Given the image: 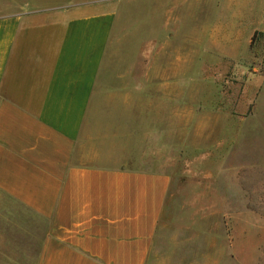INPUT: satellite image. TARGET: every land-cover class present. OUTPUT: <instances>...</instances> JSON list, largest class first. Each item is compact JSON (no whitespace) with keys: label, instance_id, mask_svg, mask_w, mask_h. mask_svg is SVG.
I'll use <instances>...</instances> for the list:
<instances>
[{"label":"crops","instance_id":"crops-1","mask_svg":"<svg viewBox=\"0 0 264 264\" xmlns=\"http://www.w3.org/2000/svg\"><path fill=\"white\" fill-rule=\"evenodd\" d=\"M119 4L0 0V264L181 255L159 249L172 176L157 115H173L171 79L142 93L101 75Z\"/></svg>","mask_w":264,"mask_h":264},{"label":"rangeland","instance_id":"rangeland-1","mask_svg":"<svg viewBox=\"0 0 264 264\" xmlns=\"http://www.w3.org/2000/svg\"><path fill=\"white\" fill-rule=\"evenodd\" d=\"M118 8L105 86L153 92L151 78L168 76L174 97L173 115H157L172 176L159 249L181 255L154 264H264V0Z\"/></svg>","mask_w":264,"mask_h":264},{"label":"trees","instance_id":"trees-1","mask_svg":"<svg viewBox=\"0 0 264 264\" xmlns=\"http://www.w3.org/2000/svg\"><path fill=\"white\" fill-rule=\"evenodd\" d=\"M256 34H259L258 31H256L251 39V45H253V42L255 41V38H256Z\"/></svg>","mask_w":264,"mask_h":264}]
</instances>
